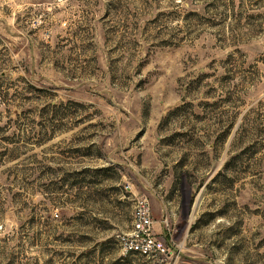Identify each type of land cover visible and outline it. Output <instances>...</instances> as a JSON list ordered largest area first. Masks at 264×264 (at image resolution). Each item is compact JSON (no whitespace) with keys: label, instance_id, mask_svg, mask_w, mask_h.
Segmentation results:
<instances>
[{"label":"rangeland","instance_id":"374dc122","mask_svg":"<svg viewBox=\"0 0 264 264\" xmlns=\"http://www.w3.org/2000/svg\"><path fill=\"white\" fill-rule=\"evenodd\" d=\"M0 264H264V0H0Z\"/></svg>","mask_w":264,"mask_h":264},{"label":"built area","instance_id":"2783aa9c","mask_svg":"<svg viewBox=\"0 0 264 264\" xmlns=\"http://www.w3.org/2000/svg\"><path fill=\"white\" fill-rule=\"evenodd\" d=\"M131 225L130 231L118 239L124 252L144 255L167 252L165 242L155 233L150 202L144 195L137 196L134 201Z\"/></svg>","mask_w":264,"mask_h":264}]
</instances>
